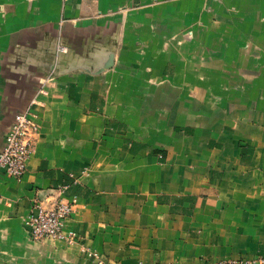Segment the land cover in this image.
<instances>
[{
  "label": "crops",
  "instance_id": "0c3cea01",
  "mask_svg": "<svg viewBox=\"0 0 264 264\" xmlns=\"http://www.w3.org/2000/svg\"><path fill=\"white\" fill-rule=\"evenodd\" d=\"M28 108L0 264L264 257V0H0V152ZM65 185L75 241L33 242Z\"/></svg>",
  "mask_w": 264,
  "mask_h": 264
},
{
  "label": "built area",
  "instance_id": "2783aa9c",
  "mask_svg": "<svg viewBox=\"0 0 264 264\" xmlns=\"http://www.w3.org/2000/svg\"><path fill=\"white\" fill-rule=\"evenodd\" d=\"M37 119L38 114L28 108L15 116L9 129L7 143L0 152V171L3 170L12 179L20 180L26 170L39 129ZM67 189V185L53 189L52 193L47 195L48 202H44L43 195L34 198L24 222L33 242L75 241L73 232H64L65 222L74 208V200L64 197ZM201 264H264V257L225 259Z\"/></svg>",
  "mask_w": 264,
  "mask_h": 264
},
{
  "label": "water",
  "instance_id": "95a60500",
  "mask_svg": "<svg viewBox=\"0 0 264 264\" xmlns=\"http://www.w3.org/2000/svg\"><path fill=\"white\" fill-rule=\"evenodd\" d=\"M24 111H26V109H24V110H21V111L17 112V113L14 115V118H15V116H16L17 114H19V113H23ZM14 118H13V121H12V123L14 122ZM12 123H11V125H12ZM10 127H11V126H10Z\"/></svg>",
  "mask_w": 264,
  "mask_h": 264
}]
</instances>
